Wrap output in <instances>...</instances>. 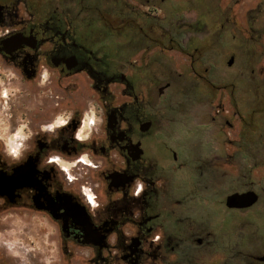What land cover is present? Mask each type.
<instances>
[{
  "label": "flooded vegetation",
  "instance_id": "af4514ba",
  "mask_svg": "<svg viewBox=\"0 0 264 264\" xmlns=\"http://www.w3.org/2000/svg\"><path fill=\"white\" fill-rule=\"evenodd\" d=\"M240 14L248 17L242 29ZM7 22L16 27L0 40V52L22 69L25 79L34 78L36 64L46 55L59 73L53 87L62 107H82L86 98H96L93 91H97L107 109V138L102 131L90 146L94 154L108 156L106 167L101 170V176L108 181V205L97 210L100 219H107L99 227L75 197V186L64 185L62 192L58 185L53 198L46 190V182L54 177L53 170L38 171L41 153L49 147L74 154L77 150L69 146V141L57 140L48 145L35 137V155L14 166L11 174L0 171V180L6 182L0 196L7 197L9 204L19 199L18 190L34 189L36 209L46 210L62 222L67 264H82L83 254L88 251L86 246L96 250L90 264H113L110 256L104 258V250L109 247L107 236L113 231L118 235L117 247L125 253L120 259L127 264H139L144 255L140 249L144 236L138 232L131 244L125 245L127 238L119 232L129 222L141 228V233L145 230V234L160 226L164 228L165 238L148 253L153 261L157 260L156 264L161 260L164 264H264V222L257 227L256 235L240 237L234 243V231L230 232L231 239L226 237L217 217L203 211L209 181L226 175L219 167L224 159L222 155L211 159L203 154L195 157L196 152L192 154L193 160L189 155L183 157V144L175 141L172 94H168L175 84L187 79L211 85L208 75L212 72L201 60L199 40L218 52L222 31L231 32L236 46L239 31H245L252 57L255 49H264V4H258V0H0V25ZM48 42L54 43L55 48ZM175 55L180 58L177 63ZM256 61L250 66V79L264 73L263 66L256 69ZM233 63L232 55L227 65ZM237 74L243 76V71ZM122 84L125 88L121 92ZM24 87L31 95L25 96L21 104L36 105L30 113L34 124L50 118L57 101L46 98L41 106V89L36 87L35 80L26 82ZM252 89L255 95L256 88ZM216 96L209 92V97H202L211 109L217 107L211 123L222 120L225 112L222 99L214 107ZM120 122L126 123L127 128H119ZM224 123L232 128L228 120ZM77 126L78 121L73 120L68 128L74 131ZM65 131L68 129L61 130V139ZM223 143L233 145L234 141L227 139ZM113 148L119 150V156L110 152ZM226 154L233 165L234 152ZM119 157L124 159L123 165ZM137 176L144 178L149 187L140 198H133L128 188ZM85 179L99 183V191L104 192V182L92 170ZM118 191L123 193L121 199ZM225 198L216 201L217 205L224 206ZM256 204L245 210L224 207L242 213ZM134 208L142 213L139 221L131 220ZM244 243L249 250L239 248ZM4 264L11 262L4 260Z\"/></svg>",
  "mask_w": 264,
  "mask_h": 264
},
{
  "label": "clouds",
  "instance_id": "9594fccd",
  "mask_svg": "<svg viewBox=\"0 0 264 264\" xmlns=\"http://www.w3.org/2000/svg\"><path fill=\"white\" fill-rule=\"evenodd\" d=\"M258 4H264V0H258ZM163 14V10H161V15ZM15 27L9 26L8 22L0 25V40L12 34ZM48 43L52 48H55L54 43ZM58 75L59 73L51 66L48 56L45 55L41 56L40 63L35 66L34 78L27 80L22 69L16 63L10 62L5 53L0 52V165L4 166L0 168V171L11 174L14 166L26 162L30 155H35L37 152L35 137H39L48 145L57 140H60L61 143L69 141V146L77 150L74 154L69 155L49 147L41 153L43 159L41 160L40 156L38 171L53 170V179L46 182L48 184L47 193L53 198L57 193L58 185L62 192H64L62 190L64 185L75 186L77 189L75 197L86 209L93 224L99 227L103 220L107 219L106 217L100 219L97 210L105 209L108 205V192L106 191L108 181H105L101 176V170L106 167L105 161L108 156L105 158L94 154L90 146L102 131L107 138V109L100 93L93 89L96 98H86L82 107L74 104L62 107L58 102L60 97L53 87V81ZM32 80H35L36 87L41 89L38 94V103L41 106L46 98L57 101L53 105L56 111L51 113L50 118H45L38 124H34L30 115L35 111L36 105L21 104L25 96L31 95L24 84ZM123 88H125L124 84L121 85V92ZM128 99L130 102L133 101L132 97ZM120 106L118 105V107ZM73 120L78 121V126L74 131L68 128ZM121 125L124 129L127 128L126 123L120 122L119 128ZM64 129H68V131L63 133L61 139V130ZM215 151L219 152V147H216ZM110 152L119 156L117 148H113ZM119 158L123 165L124 159ZM89 170H92L98 180L104 182L103 193L99 191V183L85 179L89 175ZM148 187L145 179L137 176L128 190L133 198H140ZM243 191H247V189ZM234 193L235 190H232L227 194ZM16 195L19 199L14 204H9L7 197L0 196V254H2L0 255V264H4V260L10 261L11 264H67L68 257L63 252L62 222L54 219L50 212L36 209L33 201V197L36 195L34 189H20ZM101 195L104 197L103 203ZM122 195L123 193L118 191L120 199ZM141 216L139 208L132 210V221H139ZM120 228L122 231L119 232L127 238L124 241L125 245L131 244V238L137 237L138 232L144 236L143 242L140 243V249L144 255L140 257L139 264H156L157 260L153 261L148 253L159 246L161 240L165 238L164 228L157 227L150 234H145V230L141 233V228L131 222ZM106 242L109 247L104 250V258L110 256L113 264H127V261L120 259L125 253L117 247L118 235L116 231L107 236ZM86 247L88 251L83 254L82 264H90L96 256L95 248ZM97 264L100 262L97 261ZM160 264H164V261L161 260Z\"/></svg>",
  "mask_w": 264,
  "mask_h": 264
},
{
  "label": "rangeland",
  "instance_id": "374dc122",
  "mask_svg": "<svg viewBox=\"0 0 264 264\" xmlns=\"http://www.w3.org/2000/svg\"><path fill=\"white\" fill-rule=\"evenodd\" d=\"M247 21V15L240 14L239 29L244 28ZM238 38L239 46H236L232 42L231 32L222 31V44L218 43V52L209 43L199 40L201 60L212 72L208 75L211 85L205 84V81L187 79L181 81L180 85L175 84L168 91L169 95L172 94L173 101L171 117L175 120V141L182 142L183 157L189 155L190 160H193L192 154L195 152V157L203 154L208 159L223 156L224 160L219 167L226 175H219L216 181H209L210 188L206 193L207 201L203 211L217 217L222 232L227 233L226 237L230 238V232L234 231V243L240 237L256 235L257 227H262L264 222V73L256 74L253 79L248 78L254 59L257 60L256 69L264 67V49H255V56L252 57V48L245 31H239ZM232 55L234 63L228 66V59ZM179 60V56L175 55V63ZM239 71H243V76H238ZM232 85L234 96H231ZM253 87L256 88L255 95ZM209 92L217 95L213 102L214 107L220 103V99L224 105L225 112L222 120L217 119L218 123H211L217 107L211 109L209 102L203 99L209 97ZM225 120L230 122L231 129L225 125ZM227 139L234 141V144L225 145L223 141ZM216 147H219V152L215 151ZM225 152L228 155L234 152L233 165H230ZM244 189H251L259 195L258 203L251 210L233 213L227 211L223 205H217L216 201L225 198L229 191L240 193ZM239 248L244 251L250 249L246 243Z\"/></svg>",
  "mask_w": 264,
  "mask_h": 264
},
{
  "label": "water",
  "instance_id": "95a60500",
  "mask_svg": "<svg viewBox=\"0 0 264 264\" xmlns=\"http://www.w3.org/2000/svg\"><path fill=\"white\" fill-rule=\"evenodd\" d=\"M232 59L229 61L231 65ZM6 182L0 180V189L5 188ZM258 201V195L254 191L235 192L224 199V206L234 210H245L252 207Z\"/></svg>",
  "mask_w": 264,
  "mask_h": 264
}]
</instances>
